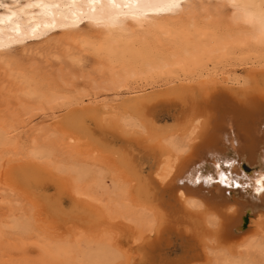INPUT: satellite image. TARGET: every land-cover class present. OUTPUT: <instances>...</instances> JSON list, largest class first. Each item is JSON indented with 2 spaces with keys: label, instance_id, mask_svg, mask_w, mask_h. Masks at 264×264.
I'll return each instance as SVG.
<instances>
[{
  "label": "bare ground",
  "instance_id": "1",
  "mask_svg": "<svg viewBox=\"0 0 264 264\" xmlns=\"http://www.w3.org/2000/svg\"><path fill=\"white\" fill-rule=\"evenodd\" d=\"M14 46L30 58L57 57L59 49L71 63L84 50L96 57L100 77L91 74L90 85L112 92L113 103L103 104L110 109L107 120L86 112L97 131L106 129L111 149H102L108 154L103 158L73 156L54 167L70 176L76 195L113 214L129 213L148 264H202L215 246L243 248L231 253L235 264H264V235L257 233L264 227V195L251 204L239 189L191 182L202 177L199 170L214 172L217 161L232 177L264 172V78L257 80L253 71L244 79L231 71L238 64L264 63V0H0V61ZM19 76L24 93L38 98L26 75ZM69 93L50 89L45 102L71 103ZM75 115L83 126V115ZM7 134L0 128V142L10 141ZM32 149L38 157L52 153L46 145ZM232 160L236 164L229 167ZM243 162L250 168L246 173ZM191 201L204 207L193 208ZM246 211L252 214L243 224ZM19 214L11 215L8 228L22 234L32 222ZM193 216H203L202 225ZM189 220L196 229L191 234ZM106 239L85 250L71 242L61 248L73 250L83 264H124L129 252L114 237ZM177 245L179 255L169 259Z\"/></svg>",
  "mask_w": 264,
  "mask_h": 264
},
{
  "label": "rangeland",
  "instance_id": "2",
  "mask_svg": "<svg viewBox=\"0 0 264 264\" xmlns=\"http://www.w3.org/2000/svg\"><path fill=\"white\" fill-rule=\"evenodd\" d=\"M20 49L19 46L12 47L6 52V61H0V128L11 138L10 141L0 142V229H3L0 230V264H83L79 258L74 257L76 254L73 250L66 247L65 250L61 247L72 243L80 245L79 248L85 250L91 248L97 241L107 240L106 238L111 240L112 237L118 245L120 244L119 246L126 248L129 252L130 258L128 257L127 261L124 260V264H148L150 259L142 255L144 251L141 244L144 240L138 238L139 226L132 221L129 213L113 214L107 207H104L105 209L101 207L100 202H93L88 197L76 195L72 188L75 186L73 183L71 185L72 181L69 183V180H72L70 176H67L69 178L67 180L65 177L67 174L64 172L60 174L55 169L62 161L61 159L68 161V158L73 156V159L85 160H91L92 156L103 158L108 156L107 151L103 150L111 149L110 136L105 132L106 129L102 132L97 131L92 117L87 113L88 109L92 113L95 111L96 116L107 120L110 109L104 108L103 104L113 103L114 97L112 92L103 91L100 88L97 90L90 85L91 82L94 83L91 81L92 78H89L91 74L94 76L90 77H97L98 74V78L100 77L96 66L94 67L96 57L90 50H84L82 52L85 54L81 53V59L78 62L72 60L74 64L69 61L70 56H65L59 49L57 57H55L56 54L49 57L51 53L45 55L48 56L49 62L44 59V54H40L42 56L37 53L35 56L32 54L30 58V54L25 56ZM75 55L78 54L75 53ZM251 66V64H238L231 71L244 79L255 71V78L263 79L264 75L260 74L264 72V63L263 65L254 64L252 69ZM58 67L61 68L60 72L62 69L65 70H62V75L58 73V76L61 75L59 79L56 76ZM21 74H25L35 89H38L40 94L38 98L29 97L26 92L24 93L26 86L19 76ZM65 76H67L66 82L62 80ZM218 76L221 75L218 74ZM54 88H57L60 94L69 91L72 94V102L80 101L65 104L58 100L57 102L61 101V103H46V93L50 89L55 90ZM70 93L67 94L68 97ZM75 96L78 98L75 99ZM74 114L83 115L81 117V120L85 119L81 124L83 126L80 127L75 122L76 118L72 117ZM35 145L52 147L51 155L36 156L34 152H31ZM37 174H41L39 179L34 178ZM62 183L65 184L64 189L61 186ZM124 203L127 202L124 201ZM18 213L29 217L32 222L31 229L22 234L9 229L8 226L10 217L18 216ZM193 217L201 224L203 216ZM189 224H192L191 220L188 222L189 234H191L196 229ZM200 224L197 230L203 227ZM209 229V227L206 228V230ZM263 230L264 227L259 228L258 235L263 236ZM203 233L205 229L202 228L200 234ZM174 243L178 244L179 240L176 239ZM57 247H60L59 250ZM214 248L215 251L209 254L210 259L207 257L201 261L202 264H215V262L216 264L221 262V264H235L230 258L231 253L237 254L244 251L243 248L235 247L227 250L219 246ZM173 249L175 252L167 256L169 259L180 253L178 245L177 250L175 247ZM232 250H235V253ZM236 250L240 251L236 252ZM227 260L231 262H225Z\"/></svg>",
  "mask_w": 264,
  "mask_h": 264
},
{
  "label": "snow or ice",
  "instance_id": "3",
  "mask_svg": "<svg viewBox=\"0 0 264 264\" xmlns=\"http://www.w3.org/2000/svg\"><path fill=\"white\" fill-rule=\"evenodd\" d=\"M236 161L232 160L229 162L228 166L235 165ZM262 164H264V157H262ZM221 164H216L215 167L218 170L217 171V176H218V183L223 184L229 187H234V188H241L243 187L244 189H252L255 195L260 196L261 194H264V173H257V178L250 180L247 176H244L243 179L240 177H232L228 174H226L225 171H219L221 168ZM212 176H207V177H201L200 175H196L195 179L191 182L193 183H199L201 180L205 184H208L212 182ZM237 181H240L239 183ZM190 206L195 208V207H201V205L198 204L197 201H191ZM231 211V209L229 210Z\"/></svg>",
  "mask_w": 264,
  "mask_h": 264
},
{
  "label": "water",
  "instance_id": "4",
  "mask_svg": "<svg viewBox=\"0 0 264 264\" xmlns=\"http://www.w3.org/2000/svg\"><path fill=\"white\" fill-rule=\"evenodd\" d=\"M262 157H264V152H263V156ZM216 163H219L218 161L216 162ZM220 164V163H219ZM222 165V164H221ZM242 172H244V173H246V172H248L249 171V165H247L245 162H243L242 163ZM215 167V166H214ZM198 169V168H197ZM199 169H203V168H199ZM202 172V177H207V176H212V182H210V183H208V184H212V183H215V182H218V176H217V169H215L214 168V172L212 171L210 174H206V173H204L202 170H199V173H201ZM219 171H224L223 170V166H221V168L219 169ZM262 173H264V172H262ZM229 174V173H228ZM196 175V174H195ZM238 177H240L241 179H243V176L242 175H240V176H238ZM249 179L251 178V180L252 179H255V178H257V177H253V176H247ZM238 183L240 182V181H237ZM226 186V185H225ZM227 187H229V186H227ZM229 188H234V187H229ZM235 189H239V190H241L242 192H243V194L244 195H246V198H247V200L248 201H250V203L251 204H257L259 201H260V199L262 198V196L264 195V194H261L260 196H257V195H255L254 193H251L250 192V189H244L243 187H241V188H235ZM250 214H252V213H250L249 211H246L245 212V214H244V216H243V224H246L247 222H248V218H249V215Z\"/></svg>",
  "mask_w": 264,
  "mask_h": 264
},
{
  "label": "clouds",
  "instance_id": "5",
  "mask_svg": "<svg viewBox=\"0 0 264 264\" xmlns=\"http://www.w3.org/2000/svg\"><path fill=\"white\" fill-rule=\"evenodd\" d=\"M204 205L201 203V208H203ZM211 218L214 219L217 223L220 222V217L218 215H216L214 212L210 214ZM207 227H209L210 229L212 228L211 224H208Z\"/></svg>",
  "mask_w": 264,
  "mask_h": 264
}]
</instances>
